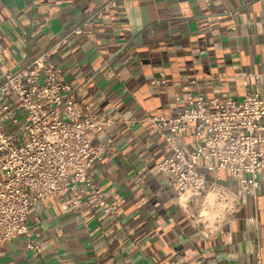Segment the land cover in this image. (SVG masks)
Returning <instances> with one entry per match:
<instances>
[{
	"label": "crops",
	"instance_id": "obj_1",
	"mask_svg": "<svg viewBox=\"0 0 264 264\" xmlns=\"http://www.w3.org/2000/svg\"><path fill=\"white\" fill-rule=\"evenodd\" d=\"M103 1L0 0V80ZM53 59L82 114L89 106L120 121L112 143L95 138L103 153L91 170L117 215L97 208L89 193L80 211L65 197L38 204L30 237L0 245V264H264V172L254 194L224 174L237 206L226 214L215 203L214 216L225 219L203 235L159 169L168 144L146 121L181 109L177 96L190 81L207 99L264 93V0H120ZM161 73L169 87L153 83ZM175 141L194 150L195 127Z\"/></svg>",
	"mask_w": 264,
	"mask_h": 264
},
{
	"label": "built area",
	"instance_id": "obj_2",
	"mask_svg": "<svg viewBox=\"0 0 264 264\" xmlns=\"http://www.w3.org/2000/svg\"><path fill=\"white\" fill-rule=\"evenodd\" d=\"M119 1L104 0L33 58L3 73L0 245L30 237L33 207L56 197H65L73 210L80 211L81 195L89 193L97 208L111 217L117 215L104 190L93 182L91 170L103 153L102 147L94 146L95 138L104 135L112 143L111 131L120 121L112 115H97L89 106L82 114L76 91L62 83V70L53 56ZM153 83L170 85L164 73ZM195 83L190 81L177 96L184 100L181 109L170 115L160 111L146 121L168 144L159 169L176 183L192 225L207 235L225 219L214 216L215 203H223L226 214L237 206L232 190L222 184L225 173L243 192L254 194L259 188L264 172V93H250L242 100L232 96L207 99L193 94ZM192 125L199 142L186 152L175 138ZM210 193L216 196L214 205L208 203ZM28 247L38 249L32 243Z\"/></svg>",
	"mask_w": 264,
	"mask_h": 264
},
{
	"label": "clouds",
	"instance_id": "obj_3",
	"mask_svg": "<svg viewBox=\"0 0 264 264\" xmlns=\"http://www.w3.org/2000/svg\"><path fill=\"white\" fill-rule=\"evenodd\" d=\"M215 199H216L215 194L214 193H210L208 195V197H207V200H208L209 205H214ZM206 215H207V213H206ZM209 219H212V217H209Z\"/></svg>",
	"mask_w": 264,
	"mask_h": 264
}]
</instances>
